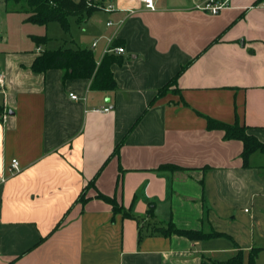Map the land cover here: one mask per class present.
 I'll list each match as a JSON object with an SVG mask.
<instances>
[{
    "label": "crops",
    "instance_id": "crops-1",
    "mask_svg": "<svg viewBox=\"0 0 264 264\" xmlns=\"http://www.w3.org/2000/svg\"><path fill=\"white\" fill-rule=\"evenodd\" d=\"M97 1L77 48L97 63L111 41L125 48L114 90L34 72L42 47L0 62V264H210L240 251L248 264L253 248L264 264V154L244 167L242 142L208 127L237 123L264 143V0L216 15L197 9L205 0ZM169 223L219 235L157 230Z\"/></svg>",
    "mask_w": 264,
    "mask_h": 264
},
{
    "label": "trees",
    "instance_id": "trees-1",
    "mask_svg": "<svg viewBox=\"0 0 264 264\" xmlns=\"http://www.w3.org/2000/svg\"><path fill=\"white\" fill-rule=\"evenodd\" d=\"M5 4H9L8 12L24 13L26 15L25 22L48 25L50 23H59L66 31H70V18H75L78 24L86 21L94 12L103 9L101 1L97 0H2ZM37 47L46 44L48 39L45 36H33ZM113 46H119L118 41L113 42ZM122 55L113 52L106 53L100 63H97L95 55L91 49L87 48H61L58 50H43L33 61L32 70L34 72H44L49 69H61L64 71V78H86L91 81V88L96 90H114L116 82L111 70L114 63H121ZM182 71V70H181ZM176 79V78H175ZM175 80H171L159 90V95L165 94L167 89L174 84ZM208 127L211 129H220L224 132V138L228 140H239L243 144L241 157L243 166L249 167L250 158L255 153L264 154V143L257 137L248 132L246 126L237 123L227 124L212 119L208 121ZM173 167L163 165L159 169H167ZM92 185V181L83 189L79 196V201L86 200V190ZM98 197L110 203L115 212H121L125 218H134L129 210H125L119 205L113 197L105 196L101 193ZM158 231L165 236L176 234L184 236L192 241L208 239L219 235L217 232L203 233L201 231L179 229L172 223L166 227L157 228ZM141 236V235H140ZM260 253L259 248H253L249 252L248 264H255L256 258ZM210 264H244V253L238 252L235 256L226 261H212Z\"/></svg>",
    "mask_w": 264,
    "mask_h": 264
},
{
    "label": "rangeland",
    "instance_id": "rangeland-1",
    "mask_svg": "<svg viewBox=\"0 0 264 264\" xmlns=\"http://www.w3.org/2000/svg\"><path fill=\"white\" fill-rule=\"evenodd\" d=\"M9 6L0 0V62L5 55L34 54L38 48L33 36H45L48 39L46 44L41 45L43 50L77 49L83 42H91L89 33L73 20L75 18H70V31L66 32L56 22L48 25L25 22L26 15L8 12Z\"/></svg>",
    "mask_w": 264,
    "mask_h": 264
},
{
    "label": "built area",
    "instance_id": "built-area-1",
    "mask_svg": "<svg viewBox=\"0 0 264 264\" xmlns=\"http://www.w3.org/2000/svg\"><path fill=\"white\" fill-rule=\"evenodd\" d=\"M87 1H91V0H87ZM144 6L150 10H154L155 9V4H154V0H140ZM232 0H205V2H203L202 4L197 5V9L202 10V11H206L212 15H216L218 14L221 10L228 8L230 6ZM107 25H111V22H109ZM97 44V40H95V42L93 43V47H95ZM115 53L117 55H124L126 53V50L123 46H113V41L110 42L107 50L105 53ZM3 79L2 76H0V83H2ZM70 97L73 100H78V96L75 94H70ZM95 112H109L110 108L106 107V108H94L93 109ZM9 170L12 174H15L17 172H19L20 170V164L19 161L17 159H13L11 161V164L9 166Z\"/></svg>",
    "mask_w": 264,
    "mask_h": 264
}]
</instances>
